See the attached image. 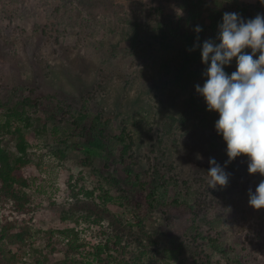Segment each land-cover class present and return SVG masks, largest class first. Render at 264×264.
I'll list each match as a JSON object with an SVG mask.
<instances>
[{"label": "rangeland", "instance_id": "obj_1", "mask_svg": "<svg viewBox=\"0 0 264 264\" xmlns=\"http://www.w3.org/2000/svg\"><path fill=\"white\" fill-rule=\"evenodd\" d=\"M130 1L135 11L127 15L140 24L137 31L108 17L75 20L70 11L57 13V2L32 5L24 21H0V120L3 107L31 99L35 127L45 128L41 136H28L37 164L21 173L35 183L28 190L35 209L27 221L42 230L74 226L78 215L63 221L71 201L67 185L82 178L92 189L100 180L115 198L104 214V230L150 247L154 259L226 264L211 247L213 237L229 256L264 264V209L251 207L248 194L264 176L250 175L243 155L225 167L227 144L215 129L219 113L208 111L196 92L206 70L195 54L190 63L180 48L166 47L155 29L162 18H149L153 27L139 18L156 7L151 0ZM165 16L180 36L197 34L176 8L166 9ZM124 128L133 138L132 150L118 146ZM100 134L105 153L84 165L88 155L82 147ZM57 150L65 151L63 161L54 157ZM211 158L230 174L227 187L209 188ZM41 186L45 193L38 192ZM71 203L74 209L98 210L93 201ZM4 207L0 216L8 219L10 207ZM236 236L247 237L246 245L236 243Z\"/></svg>", "mask_w": 264, "mask_h": 264}, {"label": "trees", "instance_id": "obj_2", "mask_svg": "<svg viewBox=\"0 0 264 264\" xmlns=\"http://www.w3.org/2000/svg\"><path fill=\"white\" fill-rule=\"evenodd\" d=\"M127 1L130 0H0V21L5 23L24 21L32 5L44 7L57 2L59 8L56 12L60 14L62 10L63 14L70 11L75 20L89 18L99 21L108 17L125 27L132 25L131 29L137 31L140 24L135 21V18L133 20L127 15L128 11L130 13L135 11L134 3L130 1L128 5ZM228 1L232 3L230 6L226 4V0H151L156 7L148 10V15L142 11L139 18L151 26L153 21L149 18H162L163 21L157 22L155 29L159 31L161 41L166 47L180 48L185 54L184 58L190 63L194 59L192 54H195L196 60L206 70L207 66L202 62L201 56L202 45L205 40L209 39L219 42V25L223 22L225 12L237 13L245 21L258 14L264 15V3L261 0H257L256 4H238L232 2L233 0ZM170 7L182 11L183 18L193 28L200 26L203 30L199 34L186 31L180 36L179 27L169 25L168 20L164 23L165 10ZM135 36V34H129V38ZM197 43L200 46L194 47ZM244 52L251 54V49H245ZM258 56L259 53L254 59H258ZM234 59L224 68L229 75L237 68V60ZM34 108L31 99H24L12 106L3 107L1 114L0 207L4 209V206H9L10 213L8 219L0 216V264H140L142 260L145 263L141 264H170L164 257L159 260L158 257L154 259L153 255H149L150 247L136 246L131 238H128V243H126L125 236L110 235L104 230V214L107 212L108 204L113 203L115 198L111 195L110 188L106 189L100 180L94 182L92 189L85 186L82 178H77L67 185L71 192V201L69 210L63 216V221L69 222L71 218L78 215L74 226L42 230L30 225L26 216L35 208L28 190L35 183L22 176L21 173L37 164L35 145L28 140V136L33 132L41 136L45 132L44 127H35V122L29 112V109ZM101 134L95 136L87 147H82L83 152L88 155L83 161L84 165L88 163V158L102 157L105 153L106 147L102 141L104 135L101 136ZM117 142L118 146L132 150L133 138L126 128L122 130V135L117 137ZM54 157L63 161L66 153L64 150H57ZM162 182L164 183V179ZM185 183L187 184L186 181ZM37 189L38 192L45 193L42 186ZM154 197L153 193L149 195V198ZM72 200L75 204H80L85 200L93 201L98 210L74 209ZM180 201L176 199L175 204L182 203ZM184 203L190 206L188 202L183 201ZM2 212L0 208V213ZM198 235L202 236L201 233ZM122 240L125 241L124 246ZM208 240L211 247L224 256L226 264H245L239 257H231L224 249H219L217 239L209 237ZM246 242L247 237L244 240L236 236V243L246 245ZM143 245L145 243H142ZM134 246L137 247V253L128 249V247L134 249ZM241 250L247 252L248 258L253 256L250 255L252 252L250 248ZM120 253L125 256H119ZM127 253L131 255L127 257Z\"/></svg>", "mask_w": 264, "mask_h": 264}, {"label": "clouds", "instance_id": "obj_3", "mask_svg": "<svg viewBox=\"0 0 264 264\" xmlns=\"http://www.w3.org/2000/svg\"><path fill=\"white\" fill-rule=\"evenodd\" d=\"M195 31L199 34L202 28L197 26ZM218 39V44L211 39L203 42L206 79L203 86L196 85V92L204 98L208 111L219 113L215 129L227 144L225 167L243 155L249 158V174L264 176V15L245 21L237 13L225 12ZM245 49H251V54ZM257 53L258 59H254ZM234 58L237 68L229 75L224 68ZM209 163V188L227 187L230 174L214 158ZM248 194L251 207L264 209V179L255 193L249 190Z\"/></svg>", "mask_w": 264, "mask_h": 264}]
</instances>
